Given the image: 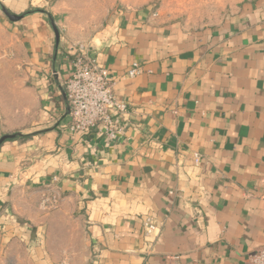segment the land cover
I'll return each mask as SVG.
<instances>
[{
	"label": "crops",
	"instance_id": "0c3cea01",
	"mask_svg": "<svg viewBox=\"0 0 264 264\" xmlns=\"http://www.w3.org/2000/svg\"><path fill=\"white\" fill-rule=\"evenodd\" d=\"M39 13L5 23L24 76L0 94V139L25 138L0 148V264H250L264 249V0L196 31L120 13L90 46L129 106L113 143L69 130L74 47Z\"/></svg>",
	"mask_w": 264,
	"mask_h": 264
},
{
	"label": "rangeland",
	"instance_id": "374dc122",
	"mask_svg": "<svg viewBox=\"0 0 264 264\" xmlns=\"http://www.w3.org/2000/svg\"><path fill=\"white\" fill-rule=\"evenodd\" d=\"M1 1V0H0ZM25 11L12 12L7 3L2 5L16 15L30 11H43V15L60 33L63 45L77 47L98 43L122 12L152 9L157 18L166 23H180L185 28L196 31L218 25L229 15L243 6L261 0H25ZM14 9V8H12ZM19 12V13H17ZM24 12V13H23ZM7 16L0 9V94L13 87V82L21 80L23 58L18 50L20 40L10 34L5 23ZM1 96V95H0ZM43 236V235H42ZM33 245V244H32ZM58 247L54 256H60ZM18 264H31L23 257ZM60 264V262L56 263Z\"/></svg>",
	"mask_w": 264,
	"mask_h": 264
},
{
	"label": "built area",
	"instance_id": "2783aa9c",
	"mask_svg": "<svg viewBox=\"0 0 264 264\" xmlns=\"http://www.w3.org/2000/svg\"><path fill=\"white\" fill-rule=\"evenodd\" d=\"M71 74L63 82L62 89L69 106V130L74 134H87L96 131L109 143H113L124 134L122 116L129 106L115 93V77L93 55L92 47L79 45L66 55ZM140 74L138 64L128 73L130 78ZM200 164L201 158H195ZM147 237L157 240L161 237L159 227L151 217L144 221ZM250 264H264V249L256 251L250 257Z\"/></svg>",
	"mask_w": 264,
	"mask_h": 264
},
{
	"label": "water",
	"instance_id": "95a60500",
	"mask_svg": "<svg viewBox=\"0 0 264 264\" xmlns=\"http://www.w3.org/2000/svg\"><path fill=\"white\" fill-rule=\"evenodd\" d=\"M0 9L2 10V12L8 17V19L13 22V23H17V22H20L22 21L26 16L28 15H31L33 13H36V12H42L41 10H38V11H30V12H27L23 15H16L12 12H10L7 8H5L2 4L0 6ZM54 31H55V34H56V46L57 48L59 47V44H60V33L58 32V30L56 28H54ZM70 113V110H69V106H68V110H67V115H69ZM20 137V134H15V135H5L3 136L1 139H0V148L1 146L7 142V141H11V140H16Z\"/></svg>",
	"mask_w": 264,
	"mask_h": 264
},
{
	"label": "trees",
	"instance_id": "16d2710c",
	"mask_svg": "<svg viewBox=\"0 0 264 264\" xmlns=\"http://www.w3.org/2000/svg\"><path fill=\"white\" fill-rule=\"evenodd\" d=\"M0 6H1V3H0ZM19 138H20V139H23V138H25V137H21V136H20Z\"/></svg>",
	"mask_w": 264,
	"mask_h": 264
}]
</instances>
